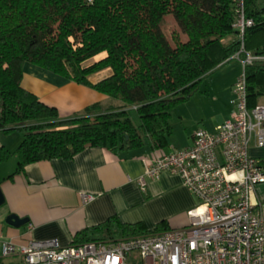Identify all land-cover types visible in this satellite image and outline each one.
<instances>
[{
  "label": "trees",
  "instance_id": "16d2710c",
  "mask_svg": "<svg viewBox=\"0 0 264 264\" xmlns=\"http://www.w3.org/2000/svg\"><path fill=\"white\" fill-rule=\"evenodd\" d=\"M234 5L235 0H0V129L21 135L13 152L0 147V162L15 156L18 172L40 160L69 159L85 147L118 153L148 143L166 146L171 109L239 49ZM244 6L253 19L244 47L264 58V0H244ZM167 14L181 37L176 33L169 40L163 32ZM26 63L119 105L93 103L60 117L56 107L22 87ZM244 75L252 107L264 97V59L246 65ZM163 230L164 222L153 229ZM146 232L143 223L112 216L76 233L72 242L116 241Z\"/></svg>",
  "mask_w": 264,
  "mask_h": 264
},
{
  "label": "crops",
  "instance_id": "0c3cea01",
  "mask_svg": "<svg viewBox=\"0 0 264 264\" xmlns=\"http://www.w3.org/2000/svg\"><path fill=\"white\" fill-rule=\"evenodd\" d=\"M230 62L232 60L225 64ZM105 73L109 74V71ZM221 76H225V72ZM235 80L232 78L225 85L222 77L218 82L225 91V106L222 115L210 126L211 130L230 117ZM212 84H216L214 80H208L207 84L203 81L194 93L198 94L197 97L193 94L186 104L194 102L192 106L204 111L205 104L210 101L214 108L219 96L212 91ZM21 85L41 102L56 107L60 117L80 113L93 103L103 105L109 99L30 63L23 67ZM182 118L179 116V120ZM179 120L176 115H171L172 134L164 147L148 143L118 153L100 147H85L69 159L40 160L27 164L18 172L15 156L0 162V190L4 197L0 205V264H19L22 260L18 252L2 256L3 244L18 247L30 240L55 239L60 246L72 245L76 233L112 216L126 224L143 223L150 231L160 222H164L167 229L186 226L189 222L187 212L197 199L179 176L162 172L158 178H146L143 188L136 182L143 175L145 159L192 144L193 132L198 127L184 131L179 127L175 129ZM20 141L21 135L17 131L5 133L0 129V147L13 152ZM249 153L264 162V147L251 145ZM82 194H90L93 198L83 199ZM256 196L264 199V183L257 185ZM9 214L27 221L18 227L13 226L6 222ZM130 262L142 264L137 258L130 259Z\"/></svg>",
  "mask_w": 264,
  "mask_h": 264
},
{
  "label": "built area",
  "instance_id": "2783aa9c",
  "mask_svg": "<svg viewBox=\"0 0 264 264\" xmlns=\"http://www.w3.org/2000/svg\"><path fill=\"white\" fill-rule=\"evenodd\" d=\"M232 28L240 41L231 56L242 71L232 86L230 117L213 130L198 127L190 146L144 160L145 179L162 172L180 177L197 199L187 212L186 226L116 241L60 246L55 239L30 240L15 247L3 244L1 254L20 253L19 264H264V199L256 187L264 183V162L249 153L264 147V104L247 106L244 68L260 59L247 51L244 32L253 25L244 0H235ZM83 199L93 198L82 194Z\"/></svg>",
  "mask_w": 264,
  "mask_h": 264
},
{
  "label": "rangeland",
  "instance_id": "374dc122",
  "mask_svg": "<svg viewBox=\"0 0 264 264\" xmlns=\"http://www.w3.org/2000/svg\"><path fill=\"white\" fill-rule=\"evenodd\" d=\"M160 25H161V28L163 29V32L165 33V35L168 37L169 40H172L173 35L176 33L179 37H181L180 36L181 33L179 32L177 25L175 23V20L171 14L165 15ZM103 54L104 53L99 54L96 58L98 59L101 58ZM89 62L91 61H88V63ZM225 63L227 64V62ZM225 63H224L225 66H223L222 64L223 67L221 66V68L217 66L216 68L212 69L213 72H211V74L209 75L210 77L208 76L209 77L208 80L210 81L214 80V82L216 83V84H212L211 88H213L212 91H215L216 93H218V96H219L218 103H216L213 108L212 107L213 102L209 101L208 104H205V107H204L205 110L203 111V108L198 109L196 106H192L194 102H192L191 104H186L188 100L178 102L171 109V115L172 114L176 115V118L178 120H179V116H182L183 120H179L180 123L177 122L175 129L176 127H179L181 128L182 131H184L185 129H188V130L191 129L192 127L194 128L202 127V128H206L207 130L211 131L210 126L212 125L214 120L217 119L219 115H222L221 111H223L224 106H225L224 105L225 91L223 89L222 84L218 83L219 80H221L222 77L225 78V81H222V82L226 85V83L228 84L232 78L233 80L237 79L238 77L237 75H239L241 72V64L239 62L232 60V62H230L229 65H226ZM229 67L231 68V70H229L230 69ZM224 72H225V76H221L222 74H224ZM103 74L104 72L102 74L95 75L91 78V80L96 81L100 79ZM228 77L230 79H228ZM208 80H206L205 78V80L203 81H205V83L207 84ZM197 95L198 94H196L195 96L197 97ZM259 103L264 104V97L260 98ZM103 105L117 107L119 103L116 100L108 99V101H105Z\"/></svg>",
  "mask_w": 264,
  "mask_h": 264
},
{
  "label": "water",
  "instance_id": "95a60500",
  "mask_svg": "<svg viewBox=\"0 0 264 264\" xmlns=\"http://www.w3.org/2000/svg\"><path fill=\"white\" fill-rule=\"evenodd\" d=\"M3 202H4V197H3L2 192L0 190V205H2ZM26 221H27V219L19 218L18 216L14 215V214H9L6 217V222L13 225V226H16V227L24 224Z\"/></svg>",
  "mask_w": 264,
  "mask_h": 264
}]
</instances>
